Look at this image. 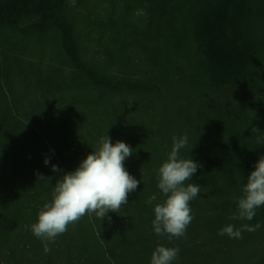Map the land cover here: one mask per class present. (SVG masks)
Segmentation results:
<instances>
[{
	"label": "rangeland",
	"instance_id": "rangeland-1",
	"mask_svg": "<svg viewBox=\"0 0 264 264\" xmlns=\"http://www.w3.org/2000/svg\"><path fill=\"white\" fill-rule=\"evenodd\" d=\"M145 2L63 0L60 12L73 26L82 59L95 72L153 82L158 84L155 91L114 92L92 85L70 65L57 30L23 37L8 28L0 29V213L18 223L13 232L0 228V264H81L88 260V253L100 255L99 236L86 216L50 243L47 254L31 225L37 222L43 205L51 201L57 180L79 166L82 160L77 159L98 149L102 136L108 135L113 144L122 141L134 149L124 166H134L133 176L143 187L138 186L132 196L139 195L142 201L156 197V204L165 200L157 186L158 169L171 151L172 137L183 135L179 116L172 108L188 103L183 95L170 96L174 88L157 83L143 60L139 46L149 45L143 35L150 27L151 14ZM96 126H101L102 132ZM204 155L217 158L216 150L205 142L188 141L180 151L181 158L195 162ZM46 158L50 160L48 165L44 163ZM53 164L59 172L52 170ZM198 171L189 183H198ZM37 172L46 180H38ZM210 201L201 189L190 202L193 219L186 236L174 239V244L192 245L201 239L199 254H205L207 264H230L231 260L235 262L232 264H263L262 233L242 247L235 241L227 243L230 251L220 254L218 250L225 246L218 234L220 229L212 230L203 223L210 214L203 215V211L212 208ZM146 228L139 229L145 232ZM151 244L174 246L165 239ZM147 259L151 262V257Z\"/></svg>",
	"mask_w": 264,
	"mask_h": 264
},
{
	"label": "trees",
	"instance_id": "trees-1",
	"mask_svg": "<svg viewBox=\"0 0 264 264\" xmlns=\"http://www.w3.org/2000/svg\"><path fill=\"white\" fill-rule=\"evenodd\" d=\"M62 1L4 0L0 2V29L8 28L23 37L33 32L45 35L57 30L70 65L98 88L114 92L158 89V84L153 82L99 75L86 64L73 26L60 12ZM144 1H147L144 3L146 11L151 14L150 27L143 35L149 45L139 46L144 52L143 60L157 83L174 88L170 96L187 98V105L178 103L177 108H172L173 114L179 116L181 136L186 134L190 142H205L217 152L216 159L204 155L196 160L203 166L198 168L197 184L211 197L212 208L203 211V215L210 213L203 223L212 230L229 224L236 228L242 224L261 225L254 232L244 231L242 239L223 235L225 246L218 250L223 256L229 250L227 243L235 241L242 247L258 234H264V206L257 209L251 221L230 219L237 212L236 198L243 194L247 177L264 156V2ZM96 127L99 130L101 126ZM178 128L177 125V132ZM253 128L256 130L252 131ZM125 168L132 176L135 174L133 165ZM132 193L119 213H108L110 221L107 218L101 221L94 214L86 215L92 231L99 236L101 253L98 256L88 253L89 261L86 259L81 264H150L147 257L150 258L158 246L151 244L153 240L169 242L166 236H158L153 230L155 201L149 204L150 197L142 201L139 195L135 197ZM134 197L136 202H133ZM226 214L231 216L226 217ZM17 226L16 219L0 213L1 229L13 232ZM107 226L110 227L105 228ZM141 226L147 227L145 232L139 229ZM200 241L192 245L169 242L180 248L179 259L173 264H207L205 254H199Z\"/></svg>",
	"mask_w": 264,
	"mask_h": 264
},
{
	"label": "clouds",
	"instance_id": "clouds-1",
	"mask_svg": "<svg viewBox=\"0 0 264 264\" xmlns=\"http://www.w3.org/2000/svg\"><path fill=\"white\" fill-rule=\"evenodd\" d=\"M256 129L253 128L252 131ZM173 145L166 161L158 169V188L165 196L162 203L154 207L152 226L155 234L166 236L169 242L186 236L187 228L193 216L190 202L196 199L201 186L192 181L198 168H202L192 158H181L180 151L188 145V136H173ZM257 142L260 140L258 138ZM99 148L88 154L79 166L58 179L52 193V199L43 205L38 213L37 222L31 225L34 236L44 242V252L51 251L49 244L64 234L69 225L77 224L84 216H92L101 221L111 217L109 212L119 213L122 206L128 204V195L137 190L140 181L125 168L124 162L132 156L134 149L125 142L112 143L110 137L102 136ZM50 163L49 158L44 161ZM59 172L57 165H51ZM38 180L46 178L36 173ZM242 195L236 198L237 212L232 220L251 221L257 209L264 206V156H261L243 185ZM156 197L147 203L152 204ZM261 227L242 224L239 228L229 224L219 231V235L242 239L244 231L254 232ZM180 248L158 245L151 255L150 264H173L179 259Z\"/></svg>",
	"mask_w": 264,
	"mask_h": 264
}]
</instances>
